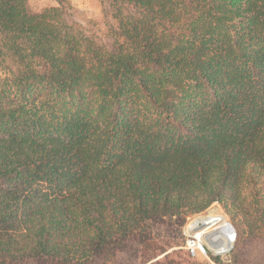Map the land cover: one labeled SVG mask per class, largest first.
Returning <instances> with one entry per match:
<instances>
[{"label": "trees", "instance_id": "obj_1", "mask_svg": "<svg viewBox=\"0 0 264 264\" xmlns=\"http://www.w3.org/2000/svg\"><path fill=\"white\" fill-rule=\"evenodd\" d=\"M113 1L109 48L0 0L2 264L156 251L215 203L264 239V0Z\"/></svg>", "mask_w": 264, "mask_h": 264}, {"label": "rangeland", "instance_id": "obj_2", "mask_svg": "<svg viewBox=\"0 0 264 264\" xmlns=\"http://www.w3.org/2000/svg\"><path fill=\"white\" fill-rule=\"evenodd\" d=\"M33 12H42L48 8H59L65 20L100 43L111 47L114 42L112 29H115V3L113 0H28ZM155 23V22H154ZM153 23V24H154ZM4 64L16 70L17 65L11 58L5 57ZM218 214L232 223L230 216L221 204L215 203L207 210L190 215L186 219L178 218L153 226L154 239L158 241L156 251L143 252L134 240L109 262L101 254H95L86 260L70 263L55 258L7 260L5 264H264V239L242 231L239 244L234 242L231 251L214 257L189 256L186 249L187 228L198 217ZM130 240V239H129ZM2 264V262H0Z\"/></svg>", "mask_w": 264, "mask_h": 264}, {"label": "bare ground", "instance_id": "obj_3", "mask_svg": "<svg viewBox=\"0 0 264 264\" xmlns=\"http://www.w3.org/2000/svg\"><path fill=\"white\" fill-rule=\"evenodd\" d=\"M228 224L229 221L224 216L212 214L197 218L190 224L189 230L193 233L198 232L201 242H205L213 253L225 255L231 251L234 243L230 237L232 232ZM212 240L219 241L212 243Z\"/></svg>", "mask_w": 264, "mask_h": 264}, {"label": "built area", "instance_id": "obj_4", "mask_svg": "<svg viewBox=\"0 0 264 264\" xmlns=\"http://www.w3.org/2000/svg\"><path fill=\"white\" fill-rule=\"evenodd\" d=\"M199 218V217H198ZM197 218H195L190 224H192ZM189 224V226H190ZM229 229L232 233H230V237L235 242L237 237L236 228L234 225L229 222ZM189 226L187 228V239H186V249L189 251L190 255L193 257L197 256H205L209 258V254H211L212 250H210L209 246L205 242H201L199 233H193L189 230ZM219 240H212V243H217ZM234 244V243H233ZM213 253V252H212Z\"/></svg>", "mask_w": 264, "mask_h": 264}]
</instances>
